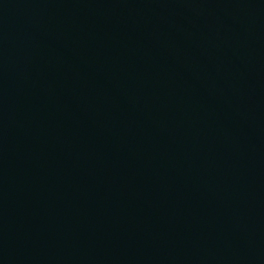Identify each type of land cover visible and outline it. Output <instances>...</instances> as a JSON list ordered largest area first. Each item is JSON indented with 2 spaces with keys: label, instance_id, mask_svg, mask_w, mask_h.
I'll return each instance as SVG.
<instances>
[{
  "label": "water",
  "instance_id": "95a60500",
  "mask_svg": "<svg viewBox=\"0 0 264 264\" xmlns=\"http://www.w3.org/2000/svg\"><path fill=\"white\" fill-rule=\"evenodd\" d=\"M0 264H264V0H0Z\"/></svg>",
  "mask_w": 264,
  "mask_h": 264
}]
</instances>
